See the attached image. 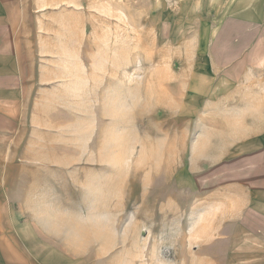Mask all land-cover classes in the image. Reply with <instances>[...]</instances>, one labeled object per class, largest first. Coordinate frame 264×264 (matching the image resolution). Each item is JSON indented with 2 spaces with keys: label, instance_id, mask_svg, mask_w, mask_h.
I'll use <instances>...</instances> for the list:
<instances>
[{
  "label": "rangeland",
  "instance_id": "rangeland-1",
  "mask_svg": "<svg viewBox=\"0 0 264 264\" xmlns=\"http://www.w3.org/2000/svg\"><path fill=\"white\" fill-rule=\"evenodd\" d=\"M4 1L0 71L15 64V33L23 79L0 104V177L8 162L34 165L6 182L49 197L26 207L71 248L55 254L264 264V138L227 136L244 107L220 104L219 82L200 73L211 32L201 22L225 11L202 9L210 0ZM250 145L253 172L241 160Z\"/></svg>",
  "mask_w": 264,
  "mask_h": 264
},
{
  "label": "crops",
  "instance_id": "crops-1",
  "mask_svg": "<svg viewBox=\"0 0 264 264\" xmlns=\"http://www.w3.org/2000/svg\"><path fill=\"white\" fill-rule=\"evenodd\" d=\"M210 1H215V5L204 6L202 9L225 12L216 14L217 16L211 13L206 21L201 22L202 26L211 27V32L207 40L209 62L205 71L200 73L210 74L213 79L211 84L219 82V88L223 90L220 92V104L225 107H244L235 109V112L240 114L239 120L242 121L239 129L227 136L251 139L253 143L255 138H264V0ZM5 2L0 0V26L3 18L10 21L7 8L11 3ZM9 39L11 43L7 49L11 52L10 57L15 59V64L13 60V66L10 64L3 72L6 76L0 71V92H6L5 95L0 94V104L4 105L13 103L7 100L6 96L8 93L10 96H17L20 88L18 84L23 79L20 76L23 70L18 61V41H21L22 37L13 33ZM197 72L191 69L192 74ZM2 79L9 80L10 83L3 84ZM194 80L195 75L192 77V83ZM208 97L207 104L210 106L213 99ZM232 112L230 108L227 109L226 115L230 117L225 118V121H236L231 117ZM242 156L243 166L252 167L253 172V146L250 145L249 150L242 149ZM33 166L17 161L8 162L1 168L4 173L3 177H0V264H99V261H66L64 255H56L54 251L71 248L66 245L63 236L50 235L49 221L45 217L44 225V215L39 217L33 207H26L27 202L50 200L49 197L36 191L34 184L25 185L24 181H21L16 185L15 180L6 182L9 173L5 171L28 170ZM249 181V202L253 207V178ZM52 196L53 200H63L62 195Z\"/></svg>",
  "mask_w": 264,
  "mask_h": 264
}]
</instances>
